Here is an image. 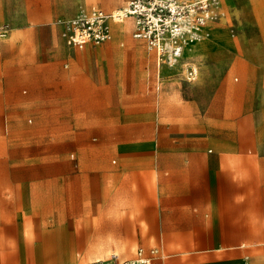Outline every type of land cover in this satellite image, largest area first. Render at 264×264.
Returning <instances> with one entry per match:
<instances>
[{"label": "crops", "instance_id": "0c3cea01", "mask_svg": "<svg viewBox=\"0 0 264 264\" xmlns=\"http://www.w3.org/2000/svg\"><path fill=\"white\" fill-rule=\"evenodd\" d=\"M3 31L1 42L13 39L15 31ZM127 31L133 37L127 21L115 24L113 37ZM203 33L214 44L191 57L203 40L189 45L173 68L158 67L145 41L77 52L95 54L86 61L85 95L101 96V108H149V116L104 122L96 137L92 124L77 123L73 196L55 189L35 199L23 190L16 233L13 191L0 185V264H90L111 251L132 256L141 245L159 246L162 264H264V0H235L229 27ZM131 55L141 63L123 58L113 71V56ZM194 60L191 78L183 65ZM240 63L247 70L237 87L230 75ZM68 65L57 63L53 93L38 80L41 95L81 94L73 58ZM249 79L261 83L262 104L246 101ZM20 86L9 81L7 93ZM35 203L53 216L29 217Z\"/></svg>", "mask_w": 264, "mask_h": 264}, {"label": "rangeland", "instance_id": "374dc122", "mask_svg": "<svg viewBox=\"0 0 264 264\" xmlns=\"http://www.w3.org/2000/svg\"><path fill=\"white\" fill-rule=\"evenodd\" d=\"M87 1L0 0V32L2 34L5 30V36L11 37V31H15L12 40L0 41V185L9 186L8 189L13 191V233L17 232L19 225L16 226V217L21 211L16 208L17 196H22L23 190L35 199L44 194L51 196L55 189L61 190L65 200H70L73 196V128L77 123L92 124L95 127L91 130L92 137H96L101 133L104 122L149 116V108H101V96L85 95L86 61L95 54L78 56L77 52L103 44L91 43L89 49H80L68 43L69 21L92 6L116 10L127 0H91L85 5ZM220 6V17L212 19L208 24L227 28L235 15V0H220ZM208 40L209 38L201 41L189 56H195L214 44H205ZM224 40L229 41L230 38L225 36ZM132 41L145 44L144 40L131 37L128 31L108 42L126 48ZM113 57L111 63L116 72H120L119 60L124 58L129 63L139 64L142 59L136 55ZM71 58L73 75H78V82L83 89L79 92L81 94H74L73 98L41 95L36 87L38 80L45 79L48 82L47 93H53L54 81L59 79L54 71L57 63H61L63 68H69ZM151 58L153 59L150 56ZM195 63L183 65L185 71L194 67L198 72L199 63ZM245 70L247 66L240 63L231 71L232 82L237 87L244 83ZM152 71L156 72V69ZM187 74L189 75V71ZM235 77L239 79L235 80ZM9 81H21V86L13 97L7 93ZM261 88L260 82L249 79L244 88L246 101L252 103L257 100L258 104H262L259 101ZM53 101H58V106H53ZM245 139H253L251 130ZM246 151H254L251 143L247 144ZM35 204L36 206L29 208V217L39 219L45 213L53 216V209H41ZM69 213L68 208L62 210L63 216H68Z\"/></svg>", "mask_w": 264, "mask_h": 264}, {"label": "built area", "instance_id": "2783aa9c", "mask_svg": "<svg viewBox=\"0 0 264 264\" xmlns=\"http://www.w3.org/2000/svg\"><path fill=\"white\" fill-rule=\"evenodd\" d=\"M221 12L220 0H127L116 10L92 6L69 21L68 43L83 49L114 36L115 24L127 21L134 38L146 42L158 67L173 68L180 62L186 40ZM189 75L194 76L191 69ZM164 254L157 245L138 246L132 256L111 251L90 264H162Z\"/></svg>", "mask_w": 264, "mask_h": 264}, {"label": "bare ground", "instance_id": "6f19581e", "mask_svg": "<svg viewBox=\"0 0 264 264\" xmlns=\"http://www.w3.org/2000/svg\"><path fill=\"white\" fill-rule=\"evenodd\" d=\"M81 8H84V7H81ZM218 13H219V12H218ZM218 13H216V14L213 16V20L217 19L216 16H217ZM209 26H210V24H206V25L202 28L200 34H197V35H195V36L189 38L188 40H186V44H185V46H184L183 53L185 52V49H186L189 45H192V44H194L195 42H199V40H200V41L203 40V38H204L203 30H205V29L208 28ZM89 44H90V43H89ZM183 53H182V55H183ZM181 57H182V56H181ZM191 69H194V68L191 67ZM188 71H190V68H188ZM188 71H187V72H188ZM194 71H195V69H194ZM195 72H196V71H195Z\"/></svg>", "mask_w": 264, "mask_h": 264}]
</instances>
